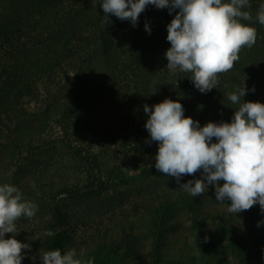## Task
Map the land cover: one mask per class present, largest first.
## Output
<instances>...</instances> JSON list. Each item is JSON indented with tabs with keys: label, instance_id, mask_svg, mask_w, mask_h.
<instances>
[{
	"label": "trees",
	"instance_id": "1",
	"mask_svg": "<svg viewBox=\"0 0 264 264\" xmlns=\"http://www.w3.org/2000/svg\"><path fill=\"white\" fill-rule=\"evenodd\" d=\"M261 3L264 0H250L246 10L253 19L242 21L256 28V43L242 47L234 67L218 74L217 87L202 93L191 73L167 68V25L179 9L170 13L167 7L148 5L133 26L130 20L105 14L101 0H0V38L19 54L0 59V184L40 194L49 209L39 218L35 240L29 237L28 242L47 251L60 248L63 254L70 241H78L92 248L100 262L117 261L115 234L99 225L76 230L57 197L113 186L123 178L130 159L149 172L156 169L150 167L159 142L150 139L145 127L146 104L151 108L165 99L178 100L184 115L203 126L209 121L231 122L238 105L227 94L244 86L245 102L264 103V25L256 20ZM36 15L39 19L24 30V21ZM19 34L23 39L13 41ZM31 53L35 58H29ZM181 184L164 190L162 199L131 203L139 214L153 213L154 226L161 232L155 231L150 257L120 264H182L165 251L166 231L180 222L175 219L178 204L191 213L194 240L205 245L202 255L229 250L240 262L264 260V238L242 243L235 229L224 226L217 231L219 240L206 241L192 199L208 192L193 197ZM258 211L255 205L242 211L249 227L257 223ZM204 212L207 216V208ZM219 217L226 220L225 215ZM199 258L192 255L188 262Z\"/></svg>",
	"mask_w": 264,
	"mask_h": 264
},
{
	"label": "clouds",
	"instance_id": "2",
	"mask_svg": "<svg viewBox=\"0 0 264 264\" xmlns=\"http://www.w3.org/2000/svg\"><path fill=\"white\" fill-rule=\"evenodd\" d=\"M105 14L112 13L121 20L137 25L139 14L148 5L167 7L171 13L179 9L167 25V68L175 72L191 73L194 86L202 93L217 87L218 74L231 70L239 60L242 47L256 43V28L250 0H101ZM256 20L264 25V3ZM145 29H151L145 24ZM228 100L236 107L231 122L209 121L203 126L198 120L184 115L177 100L165 99L151 108L145 127L150 139L159 142L155 168L179 183L183 175L202 169L201 178L182 183L180 187L197 197L214 185L216 200L231 201L227 211L240 213L259 203L264 211V103L245 102V86L229 92ZM213 137L216 138L215 142ZM220 181H223L221 184ZM38 205L23 197L12 184H0V264H22V249L28 243L5 238L6 233H17L20 217H34ZM264 220L257 222V226ZM84 250L45 251L42 264H93L84 259Z\"/></svg>",
	"mask_w": 264,
	"mask_h": 264
},
{
	"label": "rangeland",
	"instance_id": "3",
	"mask_svg": "<svg viewBox=\"0 0 264 264\" xmlns=\"http://www.w3.org/2000/svg\"><path fill=\"white\" fill-rule=\"evenodd\" d=\"M39 19V16L29 17L24 21L25 26L28 23L34 22ZM23 35H15L13 41L22 40ZM35 54V53H34ZM33 53L29 58H35ZM19 55L15 52V49L10 45L5 44L3 39L0 38V59H7L8 56ZM23 55H20L22 57ZM31 64V61L27 62ZM32 104V103H31ZM47 158H43L42 163H45ZM54 160V159H53ZM128 164L123 170V178L105 189L96 188L94 191H89V194L84 195H60L57 197L58 205L69 210L73 224L76 230H80L84 226L99 225L102 228L109 229L110 234H115L116 242L113 244L116 252L114 256H117V261H105L100 262L96 259L95 254L92 252V248H89L86 243L80 244L78 241L67 244V250L75 249L79 254L81 250H84V259L93 260V264H120L121 260L129 262L139 256L150 257L152 254V247L155 243L156 232H161L156 229L153 221V213L148 211L139 214L134 211L131 203L138 199H162L161 193L164 190L173 187L177 181L175 177L169 176L157 169H153L149 172L137 160L130 159ZM151 166L150 168L154 167ZM202 169L194 174L183 175L180 179L181 183H186L188 180H194L201 178ZM193 177V178H190ZM179 182V183H180ZM222 184L223 181H220ZM22 195L25 199L31 200L36 203L38 211L34 217H20L16 221L17 233H6L5 238H12L13 235L18 241L28 243L31 245L29 249H22V264H39L41 262L40 257L45 251H47L41 244L36 242H28L27 238L35 240L34 236L39 232L40 225L39 218L46 214L49 210L43 203V198L38 193H33L30 190H22ZM208 192L205 197L200 199H192L193 205L197 207L196 214L200 220V233L205 235V240L211 239L219 240L217 237V231L222 227L227 226L237 231V238L242 243H248L253 237L264 238V224L257 226V223L249 227L245 222V217L240 213H229L227 208L229 207L226 200L219 202L216 200L214 185H209ZM259 209L257 220H264V211L261 210L259 203L254 204ZM179 208L176 210V218L180 219L179 224L176 227L167 230L168 241L165 245V251L169 256L176 257L182 261V264L188 262L190 256L200 255L199 259H196L192 264H264V260H252L250 262H240L232 256L229 250L225 252H213L201 254L204 250L202 244L197 243L194 240L193 231L196 230L191 225V213L186 212L187 207L182 204L177 205ZM183 209L182 211L180 209ZM208 210L205 214L204 209ZM204 212V214H203ZM155 215V214H154ZM220 215H225V221H220ZM219 218V220L217 219ZM257 221V222H258ZM123 229H126L127 234L123 233ZM156 231V232H155ZM165 232V231H164ZM195 232V231H194ZM228 239L225 237L223 242L226 244ZM186 264H191L188 262Z\"/></svg>",
	"mask_w": 264,
	"mask_h": 264
}]
</instances>
